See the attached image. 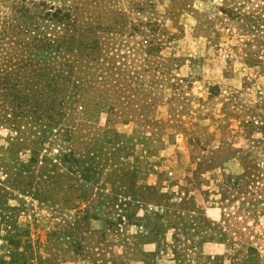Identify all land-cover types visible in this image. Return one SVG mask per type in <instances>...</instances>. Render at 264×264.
<instances>
[{"label":"rangeland","instance_id":"obj_1","mask_svg":"<svg viewBox=\"0 0 264 264\" xmlns=\"http://www.w3.org/2000/svg\"><path fill=\"white\" fill-rule=\"evenodd\" d=\"M0 264H264V0H0Z\"/></svg>","mask_w":264,"mask_h":264},{"label":"trees","instance_id":"obj_2","mask_svg":"<svg viewBox=\"0 0 264 264\" xmlns=\"http://www.w3.org/2000/svg\"><path fill=\"white\" fill-rule=\"evenodd\" d=\"M7 96H9V95H7Z\"/></svg>","mask_w":264,"mask_h":264}]
</instances>
